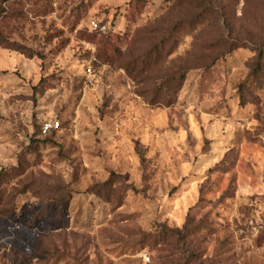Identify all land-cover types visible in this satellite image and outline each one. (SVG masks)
<instances>
[{"label": "rangeland", "instance_id": "1", "mask_svg": "<svg viewBox=\"0 0 264 264\" xmlns=\"http://www.w3.org/2000/svg\"><path fill=\"white\" fill-rule=\"evenodd\" d=\"M202 1L7 0L0 264H264V0Z\"/></svg>", "mask_w": 264, "mask_h": 264}, {"label": "trees", "instance_id": "2", "mask_svg": "<svg viewBox=\"0 0 264 264\" xmlns=\"http://www.w3.org/2000/svg\"><path fill=\"white\" fill-rule=\"evenodd\" d=\"M188 1L195 2L196 0H188ZM6 2H7V0H0V19L2 18L3 14L5 13V7H6L5 4H6ZM202 2H203L202 4H204V6L207 9H209V11H211L210 4H208L207 0H203ZM15 48H17L16 50L18 52H21L22 54L27 55V53H28V51H26L25 49H21V47H15ZM28 56H30V55H28ZM149 261H150V259H149Z\"/></svg>", "mask_w": 264, "mask_h": 264}, {"label": "built area", "instance_id": "3", "mask_svg": "<svg viewBox=\"0 0 264 264\" xmlns=\"http://www.w3.org/2000/svg\"><path fill=\"white\" fill-rule=\"evenodd\" d=\"M59 127V124L56 123V124H46L42 127L41 129V133L42 135H46L47 133H49L51 130H55ZM147 261H149V258L146 259Z\"/></svg>", "mask_w": 264, "mask_h": 264}]
</instances>
